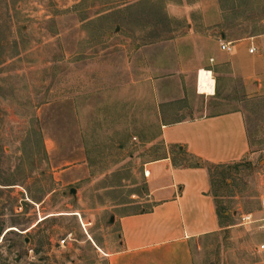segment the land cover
I'll return each instance as SVG.
<instances>
[{
    "label": "rangeland",
    "instance_id": "obj_1",
    "mask_svg": "<svg viewBox=\"0 0 264 264\" xmlns=\"http://www.w3.org/2000/svg\"><path fill=\"white\" fill-rule=\"evenodd\" d=\"M203 16L238 38L264 28V0H0V162L23 179L34 127L49 155L26 183L0 185V264H109L119 245L111 217L142 207L144 142L157 121L144 63H175ZM199 56L184 55L189 65ZM223 64L214 95L187 96L182 117L163 121L246 114L253 154L212 170L228 226L195 242L193 255L195 264H264V229L242 219L264 190V95L250 94L230 57Z\"/></svg>",
    "mask_w": 264,
    "mask_h": 264
},
{
    "label": "crops",
    "instance_id": "obj_2",
    "mask_svg": "<svg viewBox=\"0 0 264 264\" xmlns=\"http://www.w3.org/2000/svg\"><path fill=\"white\" fill-rule=\"evenodd\" d=\"M195 23L196 27L189 23V48L173 51L175 63L159 55L144 63L140 84L155 91L152 116L157 121L153 139L144 142L152 149L141 165L142 207L127 204L120 215L111 217L119 228V245L107 253L109 264H195V242L228 226L222 223L213 193L212 170L253 154L246 114L229 109L172 122L163 118L182 117L177 113L187 108L186 97L205 94L199 89L201 69L223 71L225 57L232 59L234 74L243 78L250 94L264 95V28L237 38L219 29L221 20L203 16ZM220 40L231 42L232 49L222 50ZM252 46L256 50L251 53ZM185 54L200 56L189 65ZM215 93L216 83L211 95ZM258 198L260 205L246 214L264 229V190Z\"/></svg>",
    "mask_w": 264,
    "mask_h": 264
},
{
    "label": "trees",
    "instance_id": "obj_3",
    "mask_svg": "<svg viewBox=\"0 0 264 264\" xmlns=\"http://www.w3.org/2000/svg\"><path fill=\"white\" fill-rule=\"evenodd\" d=\"M247 3V2H245ZM254 31H256L254 29ZM248 33V32H246ZM251 33V32H250ZM34 133L39 137V141L37 142L32 141V150H31V163L29 165V168L27 170V168L24 170H21V172H24V176H22V180L20 179H15L13 174L7 172V170H3V166H2V162H0V185H3V186H13V185H17V184H22V183H26V181L32 176L33 174V171L34 170H38V165L41 161L43 160H48L49 159V155H48V152L45 148V144H44V137H43V134H42V131L38 128V127H34ZM0 151L3 152V150H1L0 148ZM22 162H24V159L22 160ZM20 164L22 165L23 163L20 162ZM20 164H19V167H20ZM21 169V168H19ZM41 173H43L41 171ZM28 193L30 194L29 197L31 200L33 201H37V202H40L42 197L41 196H37L35 195L33 192H32V189H28L27 190ZM45 191V189H44ZM43 193V192H42ZM220 214H221V211H219ZM222 217V216H221Z\"/></svg>",
    "mask_w": 264,
    "mask_h": 264
},
{
    "label": "bare ground",
    "instance_id": "obj_4",
    "mask_svg": "<svg viewBox=\"0 0 264 264\" xmlns=\"http://www.w3.org/2000/svg\"><path fill=\"white\" fill-rule=\"evenodd\" d=\"M199 89L205 94L211 95L214 93L215 79L212 71L201 69L199 74Z\"/></svg>",
    "mask_w": 264,
    "mask_h": 264
},
{
    "label": "built area",
    "instance_id": "obj_5",
    "mask_svg": "<svg viewBox=\"0 0 264 264\" xmlns=\"http://www.w3.org/2000/svg\"><path fill=\"white\" fill-rule=\"evenodd\" d=\"M231 42H226L224 40H220V46L222 50L225 51H230L232 49L231 47ZM256 50L255 46H252L250 48V52H254ZM200 73V72H199ZM148 173V171H146ZM242 219L244 220V223H250L254 221L253 215L252 214H246L242 216ZM261 249H264V244L261 245Z\"/></svg>",
    "mask_w": 264,
    "mask_h": 264
}]
</instances>
